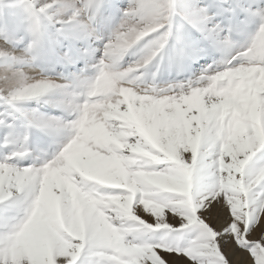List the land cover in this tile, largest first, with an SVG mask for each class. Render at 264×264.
<instances>
[{"label":"snow or ice","instance_id":"obj_1","mask_svg":"<svg viewBox=\"0 0 264 264\" xmlns=\"http://www.w3.org/2000/svg\"><path fill=\"white\" fill-rule=\"evenodd\" d=\"M0 264H264V0H0Z\"/></svg>","mask_w":264,"mask_h":264}]
</instances>
